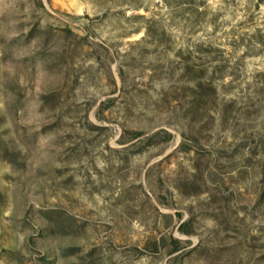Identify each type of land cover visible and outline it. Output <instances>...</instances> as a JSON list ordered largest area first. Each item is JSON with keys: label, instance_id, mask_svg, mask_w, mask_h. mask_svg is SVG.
Returning a JSON list of instances; mask_svg holds the SVG:
<instances>
[{"label": "rangeland", "instance_id": "374dc122", "mask_svg": "<svg viewBox=\"0 0 264 264\" xmlns=\"http://www.w3.org/2000/svg\"><path fill=\"white\" fill-rule=\"evenodd\" d=\"M0 264H264V0H0Z\"/></svg>", "mask_w": 264, "mask_h": 264}]
</instances>
